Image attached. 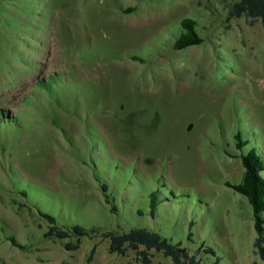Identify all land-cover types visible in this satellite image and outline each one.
Instances as JSON below:
<instances>
[{
	"label": "rangeland",
	"instance_id": "1",
	"mask_svg": "<svg viewBox=\"0 0 264 264\" xmlns=\"http://www.w3.org/2000/svg\"><path fill=\"white\" fill-rule=\"evenodd\" d=\"M233 1L0 0V117L17 123L0 127V264H142L103 235L137 227L203 264L209 247L219 264H264L227 184L241 154L264 153V25L229 18ZM185 17L204 41L175 49ZM39 209L89 232L47 237Z\"/></svg>",
	"mask_w": 264,
	"mask_h": 264
},
{
	"label": "trees",
	"instance_id": "2",
	"mask_svg": "<svg viewBox=\"0 0 264 264\" xmlns=\"http://www.w3.org/2000/svg\"><path fill=\"white\" fill-rule=\"evenodd\" d=\"M229 18L246 16L251 24L257 20H261L264 25V0H235L229 5ZM196 21L191 17H185L181 21L182 33L174 42L175 49H184L188 46L200 44L204 38L199 34L196 28ZM47 85V84H46ZM50 87V85H47ZM6 122H9L6 124ZM16 122L12 117H0V127L10 125L16 126ZM236 146L238 149H243L248 144V139H245L242 132L235 134ZM244 173L242 179L238 183L227 184L236 192L245 196L250 203L253 211L254 228L257 232V237L254 241V246L261 259L264 261V153L256 147L251 148L247 153L241 154ZM107 189V186L104 185ZM21 194L27 198L28 191L25 188L18 189ZM151 215L155 217L158 197L155 192L151 194ZM40 214L51 224L49 230L45 233L47 237L66 238L74 232L77 236L88 234L85 226L77 224L71 228H62L57 224L56 217L46 211L40 210ZM192 226V224H190ZM96 231L95 229H92ZM110 240V252L125 254L127 249L131 248L137 251L139 260L142 264H152L151 249L162 252L165 256L170 257L175 264H203L197 253H192L191 250L183 246L181 242L175 243L171 239L163 236L160 232L149 229L147 227L132 228L128 232L108 231L103 233ZM192 231L189 236H192ZM192 240L191 238H189ZM68 248L76 249L79 243H67ZM143 247V248H141ZM96 251V246L91 249L92 256ZM208 252L215 255L216 261L214 264H219L220 257L216 255V251L208 248Z\"/></svg>",
	"mask_w": 264,
	"mask_h": 264
}]
</instances>
